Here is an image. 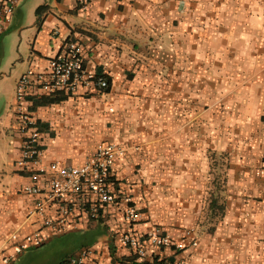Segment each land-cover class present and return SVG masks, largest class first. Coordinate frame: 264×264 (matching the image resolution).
<instances>
[{
  "label": "crops",
  "instance_id": "0c3cea01",
  "mask_svg": "<svg viewBox=\"0 0 264 264\" xmlns=\"http://www.w3.org/2000/svg\"><path fill=\"white\" fill-rule=\"evenodd\" d=\"M26 2L0 33V83L9 78L14 85L3 115L14 143L0 169V264L25 234L41 228L29 216L34 198L22 191L29 178L15 166L22 143L17 84L28 72H48L70 39L83 45L85 67L107 77L110 89L30 88L26 104L42 133V160L81 165L101 144L117 143L124 152L111 171L139 218L127 223L122 201L81 199L65 232L42 229L41 246L61 248L53 264L87 247L101 264H153L159 257L264 264V0H93L86 11L73 0H39L28 26ZM25 27L24 49L5 72L10 32ZM154 227L186 248L147 245L140 259L119 242L122 233L145 235ZM39 248L11 264L45 262Z\"/></svg>",
  "mask_w": 264,
  "mask_h": 264
},
{
  "label": "built area",
  "instance_id": "2783aa9c",
  "mask_svg": "<svg viewBox=\"0 0 264 264\" xmlns=\"http://www.w3.org/2000/svg\"><path fill=\"white\" fill-rule=\"evenodd\" d=\"M23 0H0V33L5 25L11 22L17 8ZM81 11H86L93 0H73ZM83 45L76 39L65 43L63 52L49 62L48 72H28L18 81L16 99L18 102L19 133L21 135V151L15 161L16 168L27 175L29 182L22 191L34 198V206L30 217L40 219L41 228L27 233L15 246V254L6 258V264L14 256L25 250L41 246L46 236L42 229H51L63 233L70 224V219L79 209V202L85 197H93L103 205L126 203L124 218L127 223L135 224L139 212L129 195L118 193L111 167L115 159L124 150L114 142L101 144L93 156L81 165H61L58 162L45 164L42 160V133L37 119L30 112L27 94L30 88L40 87L49 94L60 91H74L78 86L93 84L101 92L109 87L108 80L89 71L84 65ZM186 235L194 237L192 231ZM18 240V233L13 234ZM122 246L134 251L140 259L148 256L147 245L156 249H174L182 251L186 248L184 242H177L173 237L159 227L152 228L147 234L122 233L119 237ZM191 246L197 245L194 237ZM64 264H101L92 248H84L77 254L68 256ZM153 264H184L181 261L159 257Z\"/></svg>",
  "mask_w": 264,
  "mask_h": 264
},
{
  "label": "rangeland",
  "instance_id": "374dc122",
  "mask_svg": "<svg viewBox=\"0 0 264 264\" xmlns=\"http://www.w3.org/2000/svg\"><path fill=\"white\" fill-rule=\"evenodd\" d=\"M38 2L39 0H27V2L23 6L24 23L27 26L31 25L36 18L35 10L40 4ZM29 30L30 28L25 27L22 29V31L20 30V32L19 30H15V29L10 32L11 34V35L9 34L11 38L10 46L8 44L7 47L9 48V50L7 51L3 64V70L5 72H9L11 67H13V62L15 61L13 57L16 55L19 46L21 45V49H24L27 37L29 36ZM4 81L5 82L1 81L0 83V169H2L4 166V170H6L7 167L5 165V161L7 159V149L9 147V144L14 143V138L12 134L14 127L10 128L8 126L3 125V115L4 116L7 115V110L9 109V107L7 106V99L9 93L14 88V85L11 79L9 78H6V80ZM190 231H192L193 234L195 233L194 229H190ZM72 245L73 244L70 245V243H68L67 248H71ZM54 246L55 244H50L49 246L46 245L40 246V248L38 249V253L42 254V256L44 255V259L46 261L45 262L42 261V263H37V264H49V263L53 264L56 261L58 257V253L60 252L61 248ZM47 259L49 260V263L47 262ZM12 262H13L12 260L8 261V264H11Z\"/></svg>",
  "mask_w": 264,
  "mask_h": 264
},
{
  "label": "trees",
  "instance_id": "16d2710c",
  "mask_svg": "<svg viewBox=\"0 0 264 264\" xmlns=\"http://www.w3.org/2000/svg\"><path fill=\"white\" fill-rule=\"evenodd\" d=\"M40 11H41V7L40 8H38L37 9V13L39 14L40 13ZM106 79L108 80V82H109V87L106 89V91H108L109 89H110V80L106 77ZM45 98H40V99H37V101H36V103H38V102H42L43 100H44Z\"/></svg>",
  "mask_w": 264,
  "mask_h": 264
}]
</instances>
